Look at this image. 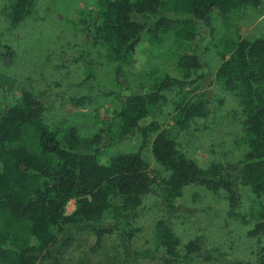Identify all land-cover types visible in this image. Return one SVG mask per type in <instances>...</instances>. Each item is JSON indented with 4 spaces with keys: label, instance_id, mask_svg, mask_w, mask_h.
Listing matches in <instances>:
<instances>
[{
    "label": "trees",
    "instance_id": "1",
    "mask_svg": "<svg viewBox=\"0 0 264 264\" xmlns=\"http://www.w3.org/2000/svg\"><path fill=\"white\" fill-rule=\"evenodd\" d=\"M35 7V0H17L12 23L24 22ZM247 7L264 14V0H104L100 14L85 17L82 8L76 9L71 23L73 32L81 35L80 59L86 64L80 85L95 80L101 59L113 64L116 90L102 95L114 97L113 115L92 136H82L73 124L51 125L46 117L53 109L51 96L78 109L93 99L66 98L65 92L48 90H26L19 102L0 111V264L44 263L54 249L69 246L79 230L96 236L95 250L106 235L120 237L124 260L111 264H137L159 253L164 264H192L196 257L223 260L219 250L205 249L200 239L183 245L174 224L164 217L154 226L152 249L134 248L137 220L147 198L157 196L171 215L192 187L223 192L232 216L241 215V190L246 188L258 205L251 211L258 223L250 234H264V37L238 42L228 57L223 53L215 75V83L239 100L235 113L243 130L244 156L203 167L178 142L180 132L212 114L209 94L203 92L204 65L189 48L203 30L214 36L215 14L226 16ZM170 40L177 48L173 72L157 69L135 87L125 68L134 65L141 43L158 47ZM6 49L0 39V60ZM59 86L55 83L50 90ZM172 99L174 123L163 128L158 112ZM134 135L142 138L140 149L111 151ZM149 144L156 168L143 153ZM72 201L76 209L68 214ZM254 264H264V246Z\"/></svg>",
    "mask_w": 264,
    "mask_h": 264
},
{
    "label": "rangeland",
    "instance_id": "2",
    "mask_svg": "<svg viewBox=\"0 0 264 264\" xmlns=\"http://www.w3.org/2000/svg\"><path fill=\"white\" fill-rule=\"evenodd\" d=\"M17 0H0V39L8 50L0 60V111L19 102L26 90L36 94L65 92L66 98L89 95L93 102L82 109L73 107L58 96H51L53 109L47 113V121L54 125L63 122L78 127L82 136L96 134L104 125L103 120L111 118L114 97H102L114 87L113 64L100 60L95 68V80L81 86L86 78L85 63L80 59L81 35L73 32L71 19L76 9L86 15L101 13L104 0H35L36 7L28 19L19 25L12 23V7ZM215 33L211 36L203 30L197 42L189 48L197 52L204 65L207 78L203 92L209 94L212 114L207 121L200 120L189 131L180 132V148L203 167L220 159L230 162L240 160L246 146L239 115V100L226 93L215 83L217 69L222 63V54L228 53L242 40L264 37V14L261 9L247 7L233 11L226 16L214 15ZM91 48V58L97 62V55ZM177 48L173 41L152 47L142 42L135 55L134 65L125 68L129 80L136 87L146 75L162 69L173 72ZM60 86L54 88V84ZM148 86V85H147ZM101 95V96H100ZM174 99V98H173ZM173 99L158 112L163 128L173 125ZM142 138L134 135L115 145L111 151L135 152L140 149ZM144 155L152 168L156 163L151 144L144 149ZM242 207L240 216L229 214L228 201L223 192L214 193L200 187H192L176 204L177 209L167 215L157 196H150L137 220L139 231L135 237L137 252L151 250V236L154 226L161 218H167L185 245L200 239L205 249H217L223 260H207L196 257L192 264H240L255 263L259 248L264 246V234L253 237L251 231L258 223L254 214L258 205L249 190H241ZM255 209L252 212L251 211ZM76 209L75 201L67 205V213ZM96 236L87 230L76 231L69 246L52 252V258L39 264H111L124 260L122 242L115 233L106 235L99 249H94ZM163 254L154 259H141L137 264H164Z\"/></svg>",
    "mask_w": 264,
    "mask_h": 264
}]
</instances>
